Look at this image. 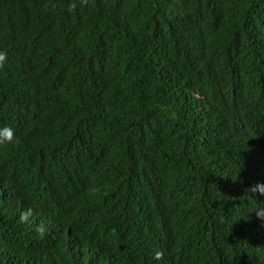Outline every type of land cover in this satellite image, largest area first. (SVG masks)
I'll use <instances>...</instances> for the list:
<instances>
[{
  "label": "trees",
  "instance_id": "trees-1",
  "mask_svg": "<svg viewBox=\"0 0 264 264\" xmlns=\"http://www.w3.org/2000/svg\"><path fill=\"white\" fill-rule=\"evenodd\" d=\"M0 51V264H264V0H0Z\"/></svg>",
  "mask_w": 264,
  "mask_h": 264
},
{
  "label": "clouds",
  "instance_id": "clouds-1",
  "mask_svg": "<svg viewBox=\"0 0 264 264\" xmlns=\"http://www.w3.org/2000/svg\"><path fill=\"white\" fill-rule=\"evenodd\" d=\"M89 0H81L82 5H88ZM77 7V4L75 2L71 3L68 7L69 12H74ZM7 62V53L0 51V69L4 68V65ZM19 139L15 135V130L12 127L9 126H4L3 128H0V146H7V145H14L18 144ZM248 190L251 193L257 194L259 196H264V183H254L252 184ZM256 217L260 219L261 221H264V207L257 208L254 210ZM33 216V209L28 208L27 210L21 212L19 216V223L22 224H31V217ZM37 233L41 238L46 233V227L45 225L41 224L37 226L36 228ZM163 253L162 252H157L156 253V258L160 259L162 258Z\"/></svg>",
  "mask_w": 264,
  "mask_h": 264
}]
</instances>
